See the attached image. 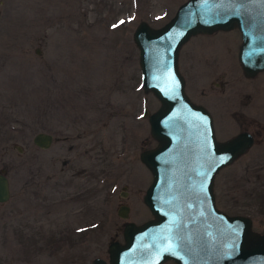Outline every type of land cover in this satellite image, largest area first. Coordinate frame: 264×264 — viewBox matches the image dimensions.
Masks as SVG:
<instances>
[{
  "label": "rangeland",
  "instance_id": "374dc122",
  "mask_svg": "<svg viewBox=\"0 0 264 264\" xmlns=\"http://www.w3.org/2000/svg\"><path fill=\"white\" fill-rule=\"evenodd\" d=\"M183 1L0 0V170L10 188L0 202V264L107 260L108 243L122 241L126 221L151 217L142 197L152 175L139 153L156 143L142 112L159 101L141 87L132 33L142 19L162 25ZM241 40L237 28L196 34L178 63L188 96L208 108L218 139L241 127L258 131L252 148L215 175L214 192L217 207L250 216L264 231L257 195L264 191V71L243 74ZM38 131L53 135L49 147L33 142ZM52 185L66 193L64 256L54 263L39 251L26 260L15 229L24 236L29 222L43 247V197Z\"/></svg>",
  "mask_w": 264,
  "mask_h": 264
},
{
  "label": "water",
  "instance_id": "95a60500",
  "mask_svg": "<svg viewBox=\"0 0 264 264\" xmlns=\"http://www.w3.org/2000/svg\"><path fill=\"white\" fill-rule=\"evenodd\" d=\"M234 28L242 71L254 76L264 70V0H184L162 25L142 19L135 26L141 87L159 101L143 109L156 144L139 153L152 175L142 197L151 217L126 221L122 241L108 243V259L95 256L91 264H264V231L252 229L250 216L217 207L214 192L215 175L252 145V135L218 140L210 112L187 95L178 63L192 36ZM32 140L47 148L53 135L38 131ZM9 197L0 170V202ZM127 212L121 205V215Z\"/></svg>",
  "mask_w": 264,
  "mask_h": 264
},
{
  "label": "flooded vegetation",
  "instance_id": "af4514ba",
  "mask_svg": "<svg viewBox=\"0 0 264 264\" xmlns=\"http://www.w3.org/2000/svg\"><path fill=\"white\" fill-rule=\"evenodd\" d=\"M257 74H255L254 76H246L245 74L244 75L247 78H253ZM197 103H199V102H197ZM200 104H202V103H200ZM203 106L208 110V108L205 105H203ZM212 118H213V116H212ZM213 126H214V120H213ZM248 129H247V127H241L235 134H233L231 136H228V137H225L222 139H218L217 137L216 138L218 140H225V139H228V138H230V137H232V136H234L240 132H244V131L249 132L252 135L253 142H252V145L239 156V157H241L242 155L246 154L252 148V146L256 143V140L258 138V131L248 130ZM214 131H215V129H214ZM215 136H216V134H215ZM60 186L61 185L50 186V189L47 190V193L43 197V200L45 201V204H44V207H45V228H44L45 234L42 238L43 247H41V248L38 247V245H39L38 244V238H36L38 236V233H36V232H39V231H36L34 233L33 227L29 222L26 223L25 228L23 230L24 236L21 234V232H22L21 229L18 231H17V229H15L14 234L17 232V235H18V233H19V238H20L17 240V244L19 245L20 250L24 253L25 257L27 258L26 260H32V258L35 254L40 253L39 251H41V253L43 252V255H45V256H50L49 258L54 263L57 262L55 260V258L58 260L60 257L63 258V256H64L63 255V252H64L63 247L65 244L64 205H65L66 193L64 190H62L60 188ZM78 194H80V193H78ZM77 196H78L77 193L74 194V197H77ZM56 207H57V210H55ZM252 229H254L253 226H252ZM262 231H260V232H262ZM56 253H58V254L60 253V254L58 255ZM168 261H171L172 263L176 264L173 260H168Z\"/></svg>",
  "mask_w": 264,
  "mask_h": 264
},
{
  "label": "trees",
  "instance_id": "16d2710c",
  "mask_svg": "<svg viewBox=\"0 0 264 264\" xmlns=\"http://www.w3.org/2000/svg\"><path fill=\"white\" fill-rule=\"evenodd\" d=\"M257 195H259V197L263 198L264 197V191H262L261 189L257 190Z\"/></svg>",
  "mask_w": 264,
  "mask_h": 264
}]
</instances>
